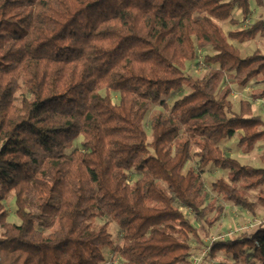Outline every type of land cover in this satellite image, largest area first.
<instances>
[{"label":"trees","instance_id":"16d2710c","mask_svg":"<svg viewBox=\"0 0 264 264\" xmlns=\"http://www.w3.org/2000/svg\"><path fill=\"white\" fill-rule=\"evenodd\" d=\"M250 1L0 0V264H102L109 248L113 264H192L197 229L182 210L213 224L209 166L226 173L210 191L255 213L249 192L264 186V169L222 144L264 141L252 103L235 113L229 101L232 85H264V54L241 57L230 43L264 39V21L227 33L218 24L246 21ZM205 50L208 72L187 76ZM152 106L162 111L149 118L148 142ZM9 198L19 223L8 221ZM104 216L121 233L114 247L109 222L95 224ZM207 247L205 259L221 252L232 264H264V225Z\"/></svg>","mask_w":264,"mask_h":264},{"label":"rangeland","instance_id":"374dc122","mask_svg":"<svg viewBox=\"0 0 264 264\" xmlns=\"http://www.w3.org/2000/svg\"><path fill=\"white\" fill-rule=\"evenodd\" d=\"M250 5L252 12L257 11V13H253L254 22L259 20L264 21V7H257L253 0L250 1ZM232 18L241 20L242 17L238 14V11H234L232 13ZM218 24L221 26L224 33L249 26L247 21L240 22V24L235 26H231L226 22ZM230 43L238 49L241 57L248 56L254 51H259L264 54V39L260 36H257L254 40L240 44L236 41H230ZM211 54L212 52L210 50L201 51L200 53L198 52L196 59L192 63L186 64L185 74L194 79H201L210 69V66L205 63L204 57L205 55ZM231 87L233 91L229 97V101L232 104L233 112H238V104L240 101L248 100L252 103L253 114L261 117L264 121V98L259 99L251 97L252 94L257 95L260 93L261 89L264 88V85L255 84L251 81L242 87L236 85H232ZM22 92L24 93V91ZM187 92V88H182L180 91L173 93L166 100L168 107H171L173 101L185 95ZM20 93L21 92L18 94ZM111 98L112 101L117 104V96L112 95ZM159 111H162L161 107L152 106L143 121V128L146 132L148 142L151 140L149 118L151 115ZM81 141V137L77 138L73 142L72 149H79ZM222 148L228 156L236 159L240 164L264 169V159H262L264 154V141L257 143L251 150H243L237 146V140L234 138L224 141ZM194 166L195 162H190L187 164L184 171H186L188 167ZM138 176L139 175L133 171L129 172V182H134ZM219 178L225 179L226 173L216 170L212 166L207 167L202 176L204 191L207 194L208 201L215 199L213 207L215 211L208 215V220H211L213 217L215 219L210 227H208L207 224L196 220L190 211L185 209L182 210L186 219L197 229L196 238H190V245L192 248L190 260L192 264H232L233 262L230 257L225 256L221 252L217 253L214 259H205V257L208 256L207 246L213 241L238 238L244 233H252L256 230L257 226L264 225V202H257L258 196L264 198V186L258 188L256 191L249 192V200L253 203H257L255 213L252 214L230 203L222 201L218 195L210 191V185ZM3 204L8 213V221L19 223V220L15 215L13 199L9 198ZM103 222H109V233L111 234L113 247L120 244L121 233L117 224L111 222L107 216L97 219L95 224L100 225ZM117 260L118 257L114 254L111 248L104 249V262L102 264L117 263Z\"/></svg>","mask_w":264,"mask_h":264},{"label":"crops","instance_id":"0c3cea01","mask_svg":"<svg viewBox=\"0 0 264 264\" xmlns=\"http://www.w3.org/2000/svg\"><path fill=\"white\" fill-rule=\"evenodd\" d=\"M253 13H257V11H251V15L249 16V18L246 20L247 21V23L249 24V25H251L252 23H254V20H253ZM238 14H240L239 12H238Z\"/></svg>","mask_w":264,"mask_h":264}]
</instances>
